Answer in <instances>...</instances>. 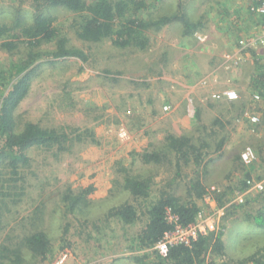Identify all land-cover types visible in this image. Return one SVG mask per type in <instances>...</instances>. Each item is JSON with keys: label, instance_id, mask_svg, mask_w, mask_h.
<instances>
[{"label": "rangeland", "instance_id": "1", "mask_svg": "<svg viewBox=\"0 0 264 264\" xmlns=\"http://www.w3.org/2000/svg\"><path fill=\"white\" fill-rule=\"evenodd\" d=\"M23 1L3 0L0 8L9 14L22 3L29 15L32 0ZM139 1L130 6L145 23L175 13L181 1L184 12L203 20L205 28L184 35L177 22L152 27L144 32L145 48H121L109 38L80 39L78 14L58 8L52 15L60 36L84 49L87 60L43 56L26 65L20 53L10 55L0 47L5 67L0 81L8 80L7 88L34 70L16 109L19 128L35 122L66 138L62 148L58 143L29 149L32 159L19 164L18 174L4 167L5 178L23 175L26 188L4 213L0 243L42 228L54 244L46 260L28 256L29 264H138L135 256L144 251L137 235L148 220L147 209L162 191L186 196L197 173L209 187L198 201L199 212L216 219V233L224 232L226 255L209 254V261L240 264L264 246V227L255 221L264 210V0H145L147 7L138 8ZM230 93L237 100L231 101ZM218 119L222 129L215 124ZM170 135L188 136L196 146L206 140L212 147L199 164L197 149L190 150L191 161H180L168 147ZM247 149L253 152L250 161L242 157ZM155 150L169 152L160 162L147 161L145 153ZM122 167L140 178L152 177L148 197L135 200L118 184L126 174ZM247 173L248 187L241 190ZM91 186L87 215L69 213L62 196L67 188ZM126 201L137 207L143 222L106 220L114 206Z\"/></svg>", "mask_w": 264, "mask_h": 264}, {"label": "trees", "instance_id": "2", "mask_svg": "<svg viewBox=\"0 0 264 264\" xmlns=\"http://www.w3.org/2000/svg\"><path fill=\"white\" fill-rule=\"evenodd\" d=\"M2 1L0 0V4ZM22 2L24 4L23 0ZM133 2L134 0H32L29 15L25 12L26 6L22 3L13 5L14 8L11 7L8 11L10 15L6 14V8L1 7L0 41L2 42L0 47L10 55L20 53L25 58L26 65L43 56L56 58L76 56L87 60L88 55L84 49L71 45L69 39L60 36L57 27L54 25L57 17L52 15V12L58 8L78 14L76 34L80 39L97 42L109 38L121 48H128L129 46L145 48L147 34L144 32L152 27L159 30L170 23L177 22L183 26V34L190 35L204 26L203 20L194 21L184 12L182 4H180L181 1L175 13L171 15L162 14L147 23L142 21L141 17L136 18L137 11L132 13L130 4ZM137 5L138 8L147 7L145 0L139 1ZM5 14L6 16H4ZM7 16H9L8 19ZM52 45L54 49L49 50L48 46ZM0 69H5V67L0 65ZM33 72V69L25 72L10 88H7L8 80L0 81V234L4 231L2 224L6 209L10 206V202H19L20 191L26 188L23 175L5 178L4 169L12 168V173L18 174L20 172L19 164H26L32 159L31 155L28 154L29 149L34 146L52 148L58 143L62 148L63 141H66L64 135L59 131L44 128L35 122H28L23 129L19 128L16 109L28 93ZM262 94L264 96V93ZM195 117L200 118L198 113ZM215 124L221 126L219 129L224 127L221 119L216 120ZM169 140L168 147L176 153L179 160L183 158L186 162L191 161L193 155H189L192 154L190 150H199L197 151L199 154L194 157L198 164L204 160V155L208 151L206 148L212 147V144L206 140H203L200 146H196L192 142V138L190 139L188 136L176 138V136L170 135ZM222 141L223 139L220 142ZM221 145L222 143L219 147ZM166 150L145 153V158L149 162H160L164 157H167L169 151L164 155ZM119 170L121 172L127 171L123 167ZM197 175L198 177L190 182L186 196L162 191L147 209L148 220L137 235L138 248L144 251L135 256L138 264H205L209 260V254L226 255L223 241L224 232L222 231L202 234L191 245H174L169 247L166 252L153 249L165 233L175 227L176 223L169 219V210L178 217L177 222L184 226L196 222L200 211L198 201L204 199L209 192V187L203 184L202 179H200V173ZM250 175L247 173L246 179L241 182V190L248 187L247 180ZM122 178L123 182L119 181L118 184L123 185L133 199L139 200L150 195L154 183L152 177L140 178L137 173L134 175L126 172ZM94 188L91 186L79 191L70 187L67 188L62 196L63 202L68 207V212L73 215L75 211L79 210L86 216L88 195ZM40 210L41 207L34 214L36 219L40 218V212H42ZM139 215L137 207L130 201H126L114 206L106 215V220L110 218L109 216H115L125 224H133L137 220L143 222ZM255 221L258 226L264 227V210L259 209ZM69 226L70 223L68 222L64 228L65 233ZM14 239H5L3 241L6 243H0V264H29L28 256L31 258L40 257L44 261L54 248L48 232L42 228H36ZM148 249H151L152 252L147 251ZM242 261L240 264H264V246ZM208 264H213V262L208 261Z\"/></svg>", "mask_w": 264, "mask_h": 264}, {"label": "built area", "instance_id": "3", "mask_svg": "<svg viewBox=\"0 0 264 264\" xmlns=\"http://www.w3.org/2000/svg\"><path fill=\"white\" fill-rule=\"evenodd\" d=\"M261 12H264V4L261 8ZM257 97H259L257 95ZM230 100H237L238 96L236 94L230 93L228 95ZM256 119V118H254ZM253 152L250 149H247L242 157L245 161H250L252 159ZM242 201V199H240ZM169 219L170 221H174L175 227L172 230H169L165 233L164 237L153 247V249L159 250L161 252H166L169 247L179 244L191 245L193 241L197 240L200 235L206 234L211 231H216L217 229V221L214 217H202V213H198L196 218V222L191 223L189 225H182L177 222V218L174 214L169 210ZM225 215L224 211H222V215ZM211 221V222H209ZM216 222V225H214ZM151 249H148L149 251ZM209 261V260H208ZM208 261L205 264H208Z\"/></svg>", "mask_w": 264, "mask_h": 264}, {"label": "crops", "instance_id": "4", "mask_svg": "<svg viewBox=\"0 0 264 264\" xmlns=\"http://www.w3.org/2000/svg\"><path fill=\"white\" fill-rule=\"evenodd\" d=\"M204 28H205V23H204V26L203 27H201L200 29H198V30H195L192 34H194V33H196V32H200L201 30H204ZM192 34H190V35H192ZM223 124V123H222Z\"/></svg>", "mask_w": 264, "mask_h": 264}]
</instances>
